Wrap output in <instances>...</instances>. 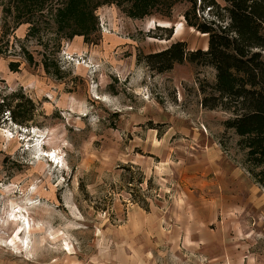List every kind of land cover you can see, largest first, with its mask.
<instances>
[{"label": "rangeland", "instance_id": "obj_1", "mask_svg": "<svg viewBox=\"0 0 264 264\" xmlns=\"http://www.w3.org/2000/svg\"><path fill=\"white\" fill-rule=\"evenodd\" d=\"M87 1L69 37L62 0H0V264H264L263 166L200 103L214 67L146 58L207 48L193 0Z\"/></svg>", "mask_w": 264, "mask_h": 264}, {"label": "trees", "instance_id": "obj_2", "mask_svg": "<svg viewBox=\"0 0 264 264\" xmlns=\"http://www.w3.org/2000/svg\"><path fill=\"white\" fill-rule=\"evenodd\" d=\"M48 1L53 0H16L15 8L18 15L32 14L37 5ZM193 2L192 16L187 11L184 18L208 34L207 48L189 50L184 41L176 40L146 58L159 71L184 59L212 65L215 81L208 89L200 86V103L208 109L231 113L224 125L240 137L238 143L246 148L248 161L262 165L264 171V0H200L198 10L203 15L199 16L198 2ZM54 16L57 27L67 30L69 37L70 21L77 27L73 34H86L95 28L93 9L87 0H62L55 7ZM76 20L85 24L79 27ZM1 103L0 111L4 108ZM21 107L17 103L9 109L11 119L20 125L25 121L18 114Z\"/></svg>", "mask_w": 264, "mask_h": 264}, {"label": "crops", "instance_id": "obj_3", "mask_svg": "<svg viewBox=\"0 0 264 264\" xmlns=\"http://www.w3.org/2000/svg\"><path fill=\"white\" fill-rule=\"evenodd\" d=\"M220 168H219V171H224L227 167H223V166H219ZM226 171H227V173L229 174V176H231V175H233L234 173H233V170L231 169V168H227L226 169ZM221 172V173H222ZM235 176H233V178H234ZM230 192V191H229ZM229 201V200H228ZM236 204H239V200H237V201H235L231 206H229V207H231V208H234V207H236V209H238V206L236 205Z\"/></svg>", "mask_w": 264, "mask_h": 264}, {"label": "bare ground", "instance_id": "obj_4", "mask_svg": "<svg viewBox=\"0 0 264 264\" xmlns=\"http://www.w3.org/2000/svg\"><path fill=\"white\" fill-rule=\"evenodd\" d=\"M14 219V218H13ZM17 219V218H16ZM29 226H30V222L28 221V220H25L24 221V228L25 229H27V228H29ZM24 241V240H23ZM24 243V246H25V242H23Z\"/></svg>", "mask_w": 264, "mask_h": 264}]
</instances>
